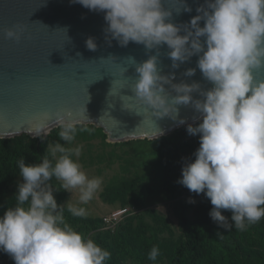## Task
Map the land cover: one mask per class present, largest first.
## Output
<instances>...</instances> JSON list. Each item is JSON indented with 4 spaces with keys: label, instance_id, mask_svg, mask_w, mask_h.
Returning <instances> with one entry per match:
<instances>
[{
    "label": "clouds",
    "instance_id": "obj_1",
    "mask_svg": "<svg viewBox=\"0 0 264 264\" xmlns=\"http://www.w3.org/2000/svg\"><path fill=\"white\" fill-rule=\"evenodd\" d=\"M72 2L105 13L109 45L116 40L121 47L134 42L142 44L146 52L156 49V55L142 63L127 58L138 73L132 91L140 103L173 120L177 119L178 105H191L200 114L197 126L174 130L199 135L195 159L184 164L177 182L192 193L204 194L212 205L209 216L220 228L234 226L242 232L264 219V79L255 75L264 70V0H205L196 8L198 15L183 25L171 22L172 9H165L162 0ZM183 10L192 11L186 4ZM175 11L179 14L180 8ZM182 30L184 35H180ZM23 33L22 25L3 30L5 39L17 42ZM85 44L89 50L97 48L93 37ZM162 45L170 49L167 56L173 69L198 56L196 67L213 86L203 90L197 82L176 84L172 83L174 74L161 75L158 62ZM195 72L196 68H189L183 75L191 77ZM165 84L176 95H165ZM193 92H199L202 99H194ZM53 119L64 143L48 144L39 163H25L23 158L17 162L23 182L17 184L15 206L0 216V252L9 255L14 264H107L110 251L85 239L64 215L67 210L73 217L86 218L88 211L83 205L102 188V177L90 178L79 163L82 146H70L78 132L91 134L93 129L72 118L71 113L45 112L34 125L36 137ZM179 123L186 121L180 119ZM53 179L59 182L55 192L77 194L76 201L72 202L70 195L58 204L50 183ZM188 202L195 203L192 198ZM224 211L231 216L223 215ZM158 255V247L153 246L148 259L155 262Z\"/></svg>",
    "mask_w": 264,
    "mask_h": 264
},
{
    "label": "water",
    "instance_id": "obj_2",
    "mask_svg": "<svg viewBox=\"0 0 264 264\" xmlns=\"http://www.w3.org/2000/svg\"><path fill=\"white\" fill-rule=\"evenodd\" d=\"M204 3L205 0H162L165 9H172L171 22L177 25L198 15L196 8ZM183 4L192 11L185 12ZM179 8L178 14L175 10ZM104 14L72 0H0V140L24 135L39 139L51 134L59 128L55 119L36 137L34 125L45 112L60 111L66 116L71 113L84 125L102 128L111 144L153 141L200 121V114L191 105H178L179 113L173 120L161 117L162 112L153 113L135 98L132 89L138 73L127 58L142 63L156 55V49L146 52L142 44L134 42L121 47L116 40L109 45ZM16 25L24 28L21 39H5L3 30ZM203 25L202 20L200 26ZM184 34L182 30L180 35ZM88 37L95 38L96 50L86 47ZM169 51L167 45L159 47L161 75L174 74L172 83L176 84L197 82L203 90L213 86L196 67L198 56L173 69ZM189 68H196L195 75H183ZM255 75L264 79V70ZM164 87L169 98L176 95L170 85ZM192 96L202 99L199 92ZM180 119L186 123L181 125Z\"/></svg>",
    "mask_w": 264,
    "mask_h": 264
},
{
    "label": "trees",
    "instance_id": "obj_3",
    "mask_svg": "<svg viewBox=\"0 0 264 264\" xmlns=\"http://www.w3.org/2000/svg\"><path fill=\"white\" fill-rule=\"evenodd\" d=\"M85 126L93 129L91 134L78 132L70 146L88 144L86 156H93V161H85L83 156L80 162L99 166L100 175L119 167V174L109 181L114 192H103L102 201L132 207L138 213L111 232L105 230L104 221L110 214L79 218L65 210V218L75 231L110 251L107 264H264V219L242 232L234 226L229 230L220 228L209 216L212 205L204 194L192 193L177 182L184 164L195 159L199 135L181 129L153 141L109 144L104 129ZM60 130H52L46 138L24 135L0 140V216L16 203L14 195L22 178L17 162L22 158L29 164L41 162L48 144L64 143L59 138ZM50 183L55 192L59 182L53 179ZM54 195L62 204L68 194L61 190ZM189 198L195 203H189ZM222 214L231 216L228 211ZM217 231L223 233L222 237ZM153 246L159 249L155 262L148 259ZM9 257L0 252V264H6Z\"/></svg>",
    "mask_w": 264,
    "mask_h": 264
},
{
    "label": "rangeland",
    "instance_id": "obj_4",
    "mask_svg": "<svg viewBox=\"0 0 264 264\" xmlns=\"http://www.w3.org/2000/svg\"><path fill=\"white\" fill-rule=\"evenodd\" d=\"M200 122H201V120L199 122L193 124V126H197ZM183 133H187L186 129L183 130ZM49 135H47L46 137H48ZM96 144L99 145V142H97ZM81 146H82V152H81V156L79 157V163L82 165V169L87 173V175L90 178L93 176H97V177H102V179H103L101 190L96 193L93 200H91L87 205H83V206L86 207V209L88 211V215L91 217H100L101 218L102 216H106V214H110L109 216H111L112 214H114L116 212L126 211V213L124 215H122L120 220L118 222L114 223V225H111V226L106 225L107 226V228H105L106 231L110 230L111 232H116L119 228H121L123 223L128 218L135 216L138 213L132 207L121 208V206H112V205L106 204L102 201L101 195L103 192H105L107 195L112 194L114 192V190L111 189V184L109 181H111L115 176H117L119 174V167L117 166V167H115L114 170L106 171L102 175H100L98 172L99 166H92L88 163H86V165H83L80 162V160L82 159L83 156H85L84 157L85 161H89V162L93 161V156H91V155L86 156V154H88V144L84 143ZM95 155H96V152H95ZM74 159H75V157H74ZM19 182H23L22 178L19 180ZM63 192H65V191H63ZM65 193H67L68 195L65 196L64 202H66L70 198V195H71L68 192H65ZM71 199H72V202H75L77 199V194H72ZM163 211L166 214L168 213L167 208H164ZM6 264H14V262L11 261V258L9 257L6 259ZM132 264H137V263H132Z\"/></svg>",
    "mask_w": 264,
    "mask_h": 264
},
{
    "label": "built area",
    "instance_id": "obj_5",
    "mask_svg": "<svg viewBox=\"0 0 264 264\" xmlns=\"http://www.w3.org/2000/svg\"><path fill=\"white\" fill-rule=\"evenodd\" d=\"M126 211H121V212H116L110 217H107L105 219V222L107 223L108 226L114 225V223L118 222L121 218L122 215H124Z\"/></svg>",
    "mask_w": 264,
    "mask_h": 264
}]
</instances>
